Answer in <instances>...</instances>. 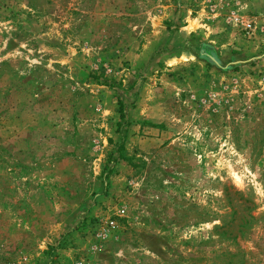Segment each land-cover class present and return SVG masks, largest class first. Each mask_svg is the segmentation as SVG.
I'll return each mask as SVG.
<instances>
[{"label":"rangeland","instance_id":"1","mask_svg":"<svg viewBox=\"0 0 264 264\" xmlns=\"http://www.w3.org/2000/svg\"><path fill=\"white\" fill-rule=\"evenodd\" d=\"M0 264H264V0H0Z\"/></svg>","mask_w":264,"mask_h":264},{"label":"built area","instance_id":"2","mask_svg":"<svg viewBox=\"0 0 264 264\" xmlns=\"http://www.w3.org/2000/svg\"><path fill=\"white\" fill-rule=\"evenodd\" d=\"M108 224H109V226H113V222H112V221H111V222H109Z\"/></svg>","mask_w":264,"mask_h":264}]
</instances>
